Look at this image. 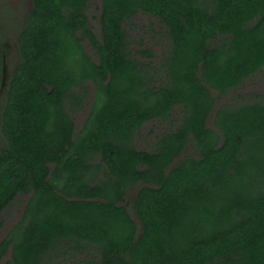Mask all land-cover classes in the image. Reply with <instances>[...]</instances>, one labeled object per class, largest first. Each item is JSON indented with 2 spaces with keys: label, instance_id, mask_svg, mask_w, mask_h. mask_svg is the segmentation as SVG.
Instances as JSON below:
<instances>
[{
  "label": "trees",
  "instance_id": "1",
  "mask_svg": "<svg viewBox=\"0 0 264 264\" xmlns=\"http://www.w3.org/2000/svg\"><path fill=\"white\" fill-rule=\"evenodd\" d=\"M32 0L20 61L4 97L0 214L29 199L0 242V264H264V101L216 97L264 69V0ZM140 12L165 28L154 52L133 50ZM88 47L93 50L89 53ZM94 99L78 128L74 114ZM176 106L182 123L150 150L147 122ZM77 132V133H76ZM195 146L197 156L184 155ZM137 188L133 210L127 195Z\"/></svg>",
  "mask_w": 264,
  "mask_h": 264
},
{
  "label": "rangeland",
  "instance_id": "2",
  "mask_svg": "<svg viewBox=\"0 0 264 264\" xmlns=\"http://www.w3.org/2000/svg\"><path fill=\"white\" fill-rule=\"evenodd\" d=\"M32 9V0H0V149L6 145V139L1 132L2 112L4 106L5 89L9 77L20 61L18 48V37L21 29L28 21L29 13ZM102 9V0H90L88 14L90 24L97 35H101L100 15ZM129 33L133 41V50L137 56L145 48L154 52L152 62L159 65L162 52L168 41L165 34V28L160 21L153 15L140 12L133 17L129 23ZM89 53L93 55V50L88 47ZM147 60V59H146ZM216 97V104L208 119V126L215 128L214 119L217 109L223 104L240 105L255 101H264V69L246 78L237 88L229 91L224 96L219 97L218 92L213 91ZM94 99L93 85L90 84V92L86 99L85 108L74 114L77 130L83 124L86 115L89 113ZM184 109L176 106L166 119H156L147 122L142 129L135 135L136 145L141 149L150 150L154 148L160 137L169 131L175 130L182 123ZM77 133V132H76ZM184 155L197 156L198 152L195 146H188ZM137 188L130 191L126 201L130 213L141 226L140 221L133 210V198ZM29 199V195L20 194L17 199L9 205L0 214V242L7 236L13 226L19 222L23 215L24 208ZM11 258V250L8 251L2 264ZM49 264H80L74 256L54 255Z\"/></svg>",
  "mask_w": 264,
  "mask_h": 264
}]
</instances>
